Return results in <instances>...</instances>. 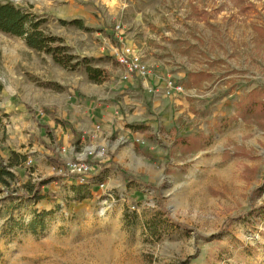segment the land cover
Here are the masks:
<instances>
[{
    "label": "rangeland",
    "instance_id": "rangeland-1",
    "mask_svg": "<svg viewBox=\"0 0 264 264\" xmlns=\"http://www.w3.org/2000/svg\"><path fill=\"white\" fill-rule=\"evenodd\" d=\"M0 1L42 19L47 36L64 38L74 60L86 59L100 70L95 80L85 63L65 68L23 37L0 30L1 166L15 160L7 157L9 138L23 147L37 138L26 135L32 128L24 127L25 116L46 122L54 109L68 118L67 94L104 101L112 89L120 90L128 80L116 53L126 41L145 63L153 56L183 59L187 79L162 75L164 85L144 93L157 116L180 94L211 106H189L177 118L179 127L166 130L168 137L162 124L153 127L148 145L128 148L124 134L104 138L102 125L85 130L86 142L69 140L76 154L71 160L84 150L91 151L87 159L94 167L113 160L103 169L102 187L54 183L58 187L45 185L35 197L28 182L41 180L33 175V154H24L27 159L12 168L16 178L7 177L9 185L0 179V264H264L263 217H239L264 204V119L238 118L240 101L220 111L212 106L222 96L244 99L255 88L264 100V0ZM74 18L84 27L61 21ZM168 79L182 84L183 92L168 96ZM115 96L120 101L121 94ZM55 128L48 140L58 138ZM195 137L199 150L182 148ZM58 146L65 151L62 142ZM117 163L154 182L157 191L134 179L125 182Z\"/></svg>",
    "mask_w": 264,
    "mask_h": 264
},
{
    "label": "crops",
    "instance_id": "crops-1",
    "mask_svg": "<svg viewBox=\"0 0 264 264\" xmlns=\"http://www.w3.org/2000/svg\"><path fill=\"white\" fill-rule=\"evenodd\" d=\"M165 44L167 45V42H165ZM167 51H171L172 53L174 52L171 48H169V50ZM181 58L179 57L178 59H176L165 56L161 59L158 56H153L146 59L148 65L154 67L155 74L150 81L151 85L153 86V90L154 87L160 89L161 86L164 85L165 77H163L162 75L173 76L174 79L179 82H181L182 79L188 78L187 70L184 68V65H182L183 59ZM178 62H180V66L177 64ZM199 74H201V72ZM199 74H197V76ZM140 86H142V88L144 89L143 93L139 91L141 90ZM107 87H113V85L107 83ZM252 90L254 89L247 90L244 95L247 96ZM257 90L260 91L259 89ZM147 91L148 90L142 84L141 78L138 75L134 74L128 81H125L122 84V88L120 90L115 91L112 89V91L109 92L108 98L104 101H98L95 98H82L79 100L76 99L75 96L67 94L66 102L69 104L68 118H62L61 116H58L57 112L54 109L51 112L52 115L48 114L49 118L47 121L45 120L46 122L40 120L39 116H37L38 119L30 117L29 121H27V116H25L26 119H24V125L26 126L24 127L30 125L32 128L30 133H27L26 135L33 137V133H36L37 138L34 137L35 140L30 141L31 146L24 147L21 144L17 146L12 145L11 139L9 138V140L7 141V145L9 146L7 157L10 158L14 152L19 154L23 153L22 155L33 154L34 159L32 160L31 164L34 170L33 175H37L39 180H46V183L43 186L46 185L52 190L58 187L54 185V183H63L62 185L79 184V181L76 177L65 178V176H61L57 173V169L61 165H63L69 158L71 160L74 158V156L76 157V154L71 147L72 143L69 142V140H71L73 143H76L77 139H80L79 144L81 142H86V137L84 134L85 130H87L88 128H92L93 126L95 127L96 123H101L102 125L100 136H106L104 138H107L112 134H124L128 142H131V144L127 145L128 148H132L133 146H135V144L148 145L150 142V137H147V134L152 132L153 127L158 128V124H162V126L165 128V131L161 130L164 135H167L168 133L166 132V130L170 131L174 127L178 128L179 124L177 118L184 114L189 106L195 108L204 106L207 109L211 107L210 105L206 106L205 101L200 100L192 94L188 96L179 93L180 95H178L175 102H172L171 100V102L168 101V106L162 108L164 109V111H162L161 113L162 115L158 114L159 116H157L155 108L151 107V105L149 104L151 97H148L147 94H144L147 93ZM117 94H121L120 101H117L118 99L116 100L115 95ZM133 96H135V98H133ZM156 99L157 98L154 96L155 102ZM242 99L243 97L241 99H232L231 97L224 98L222 96L221 99L219 98L218 104H212V106L215 110L217 109L218 111H220L225 109L230 103L233 102L235 104ZM233 100H235V102ZM27 112L31 113L29 114V116L34 115L32 109H29ZM5 113L9 112L5 111ZM46 113H48V110ZM219 115V117L226 116L224 113H221ZM44 125L49 126L50 128L56 127L55 131L57 132L58 138H52L48 140V137L53 135L54 132L51 134H48L47 130L45 132ZM73 130H76V135H74ZM82 131L83 135H81L80 138V132ZM46 135L47 137H45ZM2 137L3 136L0 133V142ZM61 142L63 143L62 147L63 149H65V151L60 150L58 146V144ZM58 150H60L59 156L57 153ZM29 158L30 156L28 157V159ZM108 161L109 160L103 162L101 165L99 164L98 166L94 167V171L91 173V175H94V178L88 184L99 185V183L95 181H101L104 179L105 172L103 169H106L113 165H104ZM19 165H21V163L18 165H14L12 168H16ZM28 171L29 170L27 169L25 172ZM97 177H99V179H96Z\"/></svg>",
    "mask_w": 264,
    "mask_h": 264
},
{
    "label": "trees",
    "instance_id": "trees-1",
    "mask_svg": "<svg viewBox=\"0 0 264 264\" xmlns=\"http://www.w3.org/2000/svg\"><path fill=\"white\" fill-rule=\"evenodd\" d=\"M62 23H70L76 24L78 27H84L83 22L81 19L74 18L70 21L61 20ZM43 23L42 19H38L37 16L32 14L27 10H23L22 8L17 7L12 2H2L0 1V30L23 37L26 43L39 51H45L51 54L56 63L65 67V68H72L74 69L76 66L85 63L87 72L89 75L98 80L97 74H99V68L93 67L88 60L84 59H77L75 55L69 53V46L65 44V40L59 36H47V33L44 29L41 28ZM203 75V74H199ZM238 118H242L243 120L249 119H264V100H263V93L258 91L257 89L252 90L244 99H242L238 104V109L236 112ZM47 133L51 134L50 127L46 126ZM74 135L77 134L76 130H73ZM80 139H77L76 143L79 144ZM202 147L201 140L198 137L191 138V140H185L182 144V148L190 151L195 152ZM15 155L14 159L4 165H0V179L5 184L9 185V180L16 178L15 172L12 170L14 165H18L21 163L20 158H23L25 161L27 158L26 156L14 152ZM113 160H109L104 165L113 164ZM118 168L123 172L125 176V182L129 179H134L138 181L140 184L149 186L155 191H157L158 186L154 182L144 181L139 177L133 176V174L128 173L124 170V168L117 164ZM28 190L32 193L35 197H37L41 193V187L46 183V180H41L37 183L28 182ZM39 186V188H38ZM258 216L263 217L264 221V204H261L257 207H251L248 211L243 212L240 214V218L249 221L251 217L255 219ZM253 221V220H252Z\"/></svg>",
    "mask_w": 264,
    "mask_h": 264
},
{
    "label": "built area",
    "instance_id": "built-area-1",
    "mask_svg": "<svg viewBox=\"0 0 264 264\" xmlns=\"http://www.w3.org/2000/svg\"><path fill=\"white\" fill-rule=\"evenodd\" d=\"M116 31L119 33L120 40L123 41V27L122 24H116ZM116 59L121 64L123 68L122 78L129 80L134 74L138 75L141 78L143 86L153 91V86L151 85V78L153 77V70L149 67L147 63L144 62L142 54L135 48L133 44L126 41L122 47L116 53ZM219 84V83H218ZM184 88L182 84H176L171 79L166 80L165 83V92L168 96L173 97L181 92ZM101 124L97 123L95 126L96 131H100ZM160 134V132H158ZM97 136V134H94ZM168 137V135H165ZM94 148V147H93ZM91 152V151H89ZM89 152L84 150L79 153L77 160H71L66 162L63 166L57 169V173L65 177H76L77 180L81 183H90L87 179V175L94 170V166L88 162L87 157H89ZM104 151L101 152L103 154ZM27 163H31V159L27 160ZM102 187L104 183L96 181Z\"/></svg>",
    "mask_w": 264,
    "mask_h": 264
}]
</instances>
